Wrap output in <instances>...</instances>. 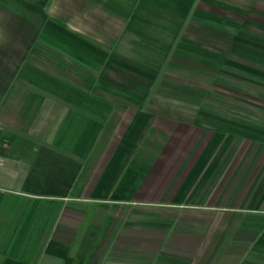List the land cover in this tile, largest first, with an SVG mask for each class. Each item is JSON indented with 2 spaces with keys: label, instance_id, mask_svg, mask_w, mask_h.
<instances>
[{
  "label": "crops",
  "instance_id": "crops-1",
  "mask_svg": "<svg viewBox=\"0 0 264 264\" xmlns=\"http://www.w3.org/2000/svg\"><path fill=\"white\" fill-rule=\"evenodd\" d=\"M113 1L35 47L82 76H0V264H264V0Z\"/></svg>",
  "mask_w": 264,
  "mask_h": 264
},
{
  "label": "rangeland",
  "instance_id": "rangeland-1",
  "mask_svg": "<svg viewBox=\"0 0 264 264\" xmlns=\"http://www.w3.org/2000/svg\"><path fill=\"white\" fill-rule=\"evenodd\" d=\"M39 2V8L29 9L25 4L18 3L16 0H0V76H40L45 73L46 76H82L85 71L79 68L78 61L70 56L65 50H58L55 47L47 48L50 55L57 59V63L42 56L37 52L35 47L43 48L42 42L52 38L60 39V33H52L51 29H47L49 18L55 16L59 20V24H64L71 30H75L76 36L87 37L89 40L97 42L99 36L100 41L103 37L113 33L103 31L111 29L113 26H123L126 24L124 18L119 16H104L103 10L110 12L115 4L113 0H36ZM21 10V11H20ZM113 14V11L111 12ZM250 19L253 22H263L264 18L256 16L258 13L251 10ZM243 18L242 16L240 17ZM62 23H61V22ZM111 26V28H109ZM161 26V25H158ZM102 30L101 32H99ZM161 31L160 29H158ZM86 31V32H85ZM106 32V33H105ZM110 33V34H109ZM62 38V36H61ZM4 46V48L2 47ZM73 61L75 63H73ZM160 65V64H159ZM81 66V65H80ZM163 67V66H155ZM260 69H264V65H259ZM98 69L95 68L94 74ZM177 77V76H175ZM31 87L32 83L24 79L23 84ZM215 83V82H214ZM210 85L212 96L205 98L203 102L210 100L213 103H233V104H262L263 97L259 95L247 96L244 93L236 94L228 89L227 83L218 81V84ZM31 84V85H30ZM253 92V91H252ZM181 98H176L177 103ZM194 98H190L193 102ZM158 104H167L172 102L165 98H155Z\"/></svg>",
  "mask_w": 264,
  "mask_h": 264
}]
</instances>
